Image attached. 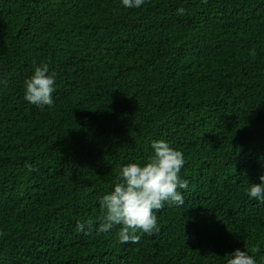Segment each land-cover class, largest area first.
Segmentation results:
<instances>
[{
	"label": "trees",
	"instance_id": "1",
	"mask_svg": "<svg viewBox=\"0 0 264 264\" xmlns=\"http://www.w3.org/2000/svg\"><path fill=\"white\" fill-rule=\"evenodd\" d=\"M34 62L52 106L24 98ZM158 139L184 154L185 203L137 243L78 232ZM261 175L264 0H0V264H264Z\"/></svg>",
	"mask_w": 264,
	"mask_h": 264
},
{
	"label": "clouds",
	"instance_id": "2",
	"mask_svg": "<svg viewBox=\"0 0 264 264\" xmlns=\"http://www.w3.org/2000/svg\"><path fill=\"white\" fill-rule=\"evenodd\" d=\"M126 8H138L145 0H121ZM178 15H184L185 9H177ZM55 71L49 70L47 63H33L32 73L24 80V98L37 107L52 106V93L55 91ZM152 154L143 164L130 162L119 169V176L113 189L98 196L102 215L98 222L78 220L76 230L85 235L95 227L97 232L110 231L114 225H120L118 242L137 243L141 234L149 236L158 233L157 213L166 203L182 206L185 203L181 190L188 188V181L180 177L185 164L182 151L172 148L163 139L151 142ZM32 170V166L29 165ZM260 183H250L247 193L250 198L264 203V175ZM258 252L259 248H254ZM226 264H256L255 259L246 250L239 248L226 253Z\"/></svg>",
	"mask_w": 264,
	"mask_h": 264
}]
</instances>
